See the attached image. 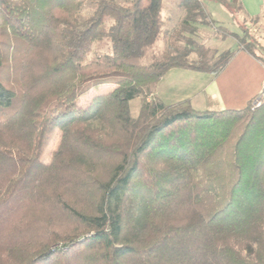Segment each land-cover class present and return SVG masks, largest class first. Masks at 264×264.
<instances>
[{"label": "trees", "instance_id": "1", "mask_svg": "<svg viewBox=\"0 0 264 264\" xmlns=\"http://www.w3.org/2000/svg\"><path fill=\"white\" fill-rule=\"evenodd\" d=\"M206 1L181 0L185 47L146 65L174 40L164 0H102L84 20L78 0H0V264H264L261 80L242 109L149 101L173 69L218 75L253 57L238 43L209 65L198 30L236 35ZM95 44L108 53L86 63Z\"/></svg>", "mask_w": 264, "mask_h": 264}, {"label": "rangeland", "instance_id": "2", "mask_svg": "<svg viewBox=\"0 0 264 264\" xmlns=\"http://www.w3.org/2000/svg\"><path fill=\"white\" fill-rule=\"evenodd\" d=\"M81 4L80 19L84 20L91 17L100 1L102 0H78ZM110 1V0H106ZM204 0H202L203 2ZM245 1V0H244ZM253 3L250 4L249 10L244 8V11H239V8L236 7V18L235 20L231 17L227 9L224 10V7L218 3H214L211 0H207V6L210 14H213V19L216 22V27H224L231 33L235 34L233 37H229L225 40L224 34L221 31H216L210 25L201 27L198 30V36H195V41L199 42V38H205L206 48L210 49L207 61L209 65L212 66L215 60H212L213 53L217 52V57L221 54L230 51L239 49L238 43H240L241 50L244 48L249 49L253 53V61L248 55L240 53L237 59L231 62L222 73L217 74H208V73H198L200 77L195 78V107L194 109L198 111H221L225 109H242L247 103V99L257 88V84L262 78V73H264V3L262 0H251ZM122 2V0H118ZM177 2L181 0H164L163 2V14L168 15L173 19V35L174 40L166 43L165 41L158 42L151 54L145 59V64L150 65L154 60H159L165 55L177 54L183 50L185 47L186 41L182 38L180 33H183L185 27L184 20L185 14L183 11H180L177 7ZM258 15L259 18L250 19V14ZM251 14V15H252ZM208 24H210L208 22ZM207 24V25H208ZM203 28H208L203 30ZM177 39V41H175ZM203 41V40H202ZM108 46H101L95 44L86 57V63L93 62L99 57L108 53ZM216 57V59H217ZM191 60L198 61L196 55H192ZM219 58V57H218ZM215 65V64H214ZM198 76V75H197ZM196 76V77H197ZM181 80L180 77L168 73L161 79L158 83L154 94L158 93L160 90L163 92L175 93V84ZM214 80L217 81L215 84H210L208 89L199 93V87L204 86L206 83H211ZM115 88L114 85H104L99 88H93L89 93L81 97L77 104L80 107L86 108L92 99L96 96L105 95L111 92ZM158 88V89H157ZM264 89V84L262 85L261 92ZM179 93V92H178ZM181 94V93H179ZM261 94V93H260ZM257 96L252 101V105L256 103L257 99L260 98ZM158 97V95H157ZM170 97V96H167ZM176 96L170 99L169 101L174 100ZM154 96L149 98V101H152ZM177 99V98H176ZM191 102V101H190ZM192 104V103H191ZM141 107V99L137 98L130 102V111L133 118H138ZM60 142V133L57 132L53 141L46 148L44 155L41 158V161L45 164H48L52 161L53 156L56 152V149Z\"/></svg>", "mask_w": 264, "mask_h": 264}, {"label": "crops", "instance_id": "3", "mask_svg": "<svg viewBox=\"0 0 264 264\" xmlns=\"http://www.w3.org/2000/svg\"><path fill=\"white\" fill-rule=\"evenodd\" d=\"M238 1H239V3L241 4V6L243 8L242 12L244 11V8L249 10L250 4L253 3L251 0H245V1L244 0H238ZM263 3H264V0H262V4ZM178 6H179V2H177V7ZM178 9H179V7H178ZM225 9L226 8H224V10ZM227 12H229V11L227 10ZM162 14H163V8H162ZM229 14L235 20V18L233 17V15L230 12H229ZM251 14H250V19L259 18L258 15L256 16L255 14H252V15ZM164 16L165 17H170L168 15H164ZM212 17H213V14H212ZM172 21H173V19H172ZM205 29H208V28H203V30H205ZM198 41L203 43V44H206L204 37H201V39L199 38ZM239 54H240V52L238 53V55ZM249 58L251 60H249L248 62L251 63L250 61H253V59L251 57H249ZM168 73H172V74H174V75H176V76L181 78V80L179 82H176V84H175L176 85L175 86L176 92L173 93V94L169 93V92H163L162 93L159 90L157 94L156 93L154 94V98L158 99L159 101L163 102L165 105H168V106L175 105V104L184 102L186 100H189V101H191L192 105L195 107V97H193V95L191 93H193L194 96H195V89L197 88L195 86V78L200 77L199 74H198L199 72H196V71H193V70H189V69H173V70L169 71ZM168 73H167V75H168ZM261 75H262V78H260V80H261V87H262V85L264 84V79H263L264 78V73H262ZM212 83L215 84V83H217V81L214 80L211 83H206L204 86L202 85L201 87H199V93L205 92L208 89V86H210V84H212ZM178 92L181 93V94H179ZM157 95H158V97H157ZM167 96H170V97H167ZM173 96H176L177 99L175 98L174 100H177V101H172V100L169 101L170 99H166V98H172Z\"/></svg>", "mask_w": 264, "mask_h": 264}, {"label": "built area", "instance_id": "4", "mask_svg": "<svg viewBox=\"0 0 264 264\" xmlns=\"http://www.w3.org/2000/svg\"><path fill=\"white\" fill-rule=\"evenodd\" d=\"M198 1H202V0H198ZM263 98H264V89H263V91H262L261 94H260V98L257 99V101H256L255 104H259V101H260L261 99H263Z\"/></svg>", "mask_w": 264, "mask_h": 264}]
</instances>
